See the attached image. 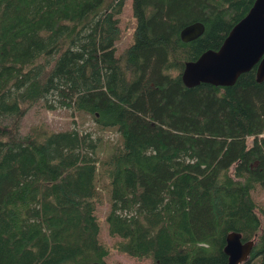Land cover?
Instances as JSON below:
<instances>
[{
	"label": "trees",
	"instance_id": "16d2710c",
	"mask_svg": "<svg viewBox=\"0 0 264 264\" xmlns=\"http://www.w3.org/2000/svg\"><path fill=\"white\" fill-rule=\"evenodd\" d=\"M253 0H131L132 39L116 53L125 0H0V264H90L112 247L151 264H225L230 230L264 264V79L181 80L186 60L217 48ZM204 24L196 38L179 32ZM42 100L91 114L111 142L79 124H35ZM251 139V140H248ZM107 194V196H105Z\"/></svg>",
	"mask_w": 264,
	"mask_h": 264
},
{
	"label": "water",
	"instance_id": "95a60500",
	"mask_svg": "<svg viewBox=\"0 0 264 264\" xmlns=\"http://www.w3.org/2000/svg\"><path fill=\"white\" fill-rule=\"evenodd\" d=\"M204 31L201 21L183 26L179 32L182 41H189ZM256 65V80L264 79V0H253L247 12L235 22L221 44L208 48L195 59L186 60L181 80L187 87L200 82L231 85L244 71ZM255 244V237L243 240L242 233L230 230L225 235L223 251L225 264H242ZM90 264H104L94 260Z\"/></svg>",
	"mask_w": 264,
	"mask_h": 264
},
{
	"label": "rangeland",
	"instance_id": "374dc122",
	"mask_svg": "<svg viewBox=\"0 0 264 264\" xmlns=\"http://www.w3.org/2000/svg\"><path fill=\"white\" fill-rule=\"evenodd\" d=\"M119 24L122 29V34L116 41V53H120L132 39V28L135 24V18L131 7V0H125L122 11L119 15ZM0 121L2 123H8L11 121L10 115H0ZM75 123L79 124L81 131H91L92 135H102L104 138L114 142L118 139V133L115 131L100 130L96 124V120L91 114H85L84 117L77 118L69 108L57 107L55 109H48L42 100H38L32 106H30L22 115L19 121L18 136H24L29 133L32 126L35 124H41L50 130H64L74 126ZM251 140V139H248ZM259 205L264 204V189L257 187L252 192ZM107 196V194L105 195ZM108 210L107 197L103 202L97 206V214L101 223L100 236L103 241L110 246L109 253L105 256L106 264H151L149 258L137 259L128 255L127 253L120 252L113 248L112 245L116 240V237L111 236L108 233L107 224L105 222V215ZM261 216L262 223H264L263 212H258Z\"/></svg>",
	"mask_w": 264,
	"mask_h": 264
},
{
	"label": "flooded vegetation",
	"instance_id": "af4514ba",
	"mask_svg": "<svg viewBox=\"0 0 264 264\" xmlns=\"http://www.w3.org/2000/svg\"><path fill=\"white\" fill-rule=\"evenodd\" d=\"M253 2V1H252ZM247 12V11H246Z\"/></svg>",
	"mask_w": 264,
	"mask_h": 264
}]
</instances>
